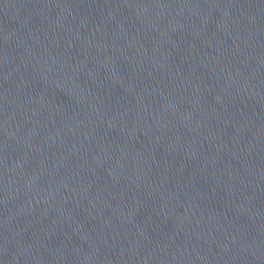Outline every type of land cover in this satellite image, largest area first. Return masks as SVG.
<instances>
[{"label": "water", "instance_id": "water-1", "mask_svg": "<svg viewBox=\"0 0 264 264\" xmlns=\"http://www.w3.org/2000/svg\"><path fill=\"white\" fill-rule=\"evenodd\" d=\"M0 264H264V0H0Z\"/></svg>", "mask_w": 264, "mask_h": 264}]
</instances>
